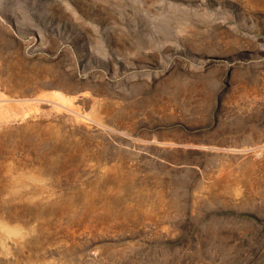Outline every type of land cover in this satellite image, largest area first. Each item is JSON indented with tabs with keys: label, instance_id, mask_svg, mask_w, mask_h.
<instances>
[{
	"label": "rangeland",
	"instance_id": "374dc122",
	"mask_svg": "<svg viewBox=\"0 0 264 264\" xmlns=\"http://www.w3.org/2000/svg\"><path fill=\"white\" fill-rule=\"evenodd\" d=\"M232 5L229 0H0V78L12 71L60 77L90 91L88 99L77 101L71 98L78 93L66 94L67 104L80 116L90 117L97 100L108 101L120 116L114 120L102 113L103 125L93 131L94 138L79 135L90 144V155L60 172L48 192L34 193L40 199L51 193L54 199L79 200L91 181L105 179L110 162L134 174L150 195L163 190L170 200L152 220L140 214L106 222L97 210V221L84 228L70 224L69 214L64 216L55 204L46 205L61 221L55 235H45L52 245L17 254L16 264H264V155L256 171L249 172L255 175L254 191L244 186L241 203L230 193L206 191L204 185L224 165L237 170L242 160L195 148L197 141L214 138V147L228 150L264 144V81L259 79L264 73V9L246 15ZM214 38L220 45L234 41L247 48L206 59L203 47ZM194 42L199 49H191ZM13 60L17 64L11 66ZM95 90L104 94L95 95ZM51 91L33 82L20 92L0 86V97L21 113ZM31 114V123L44 119L43 113ZM13 128L11 141L19 139ZM20 131L36 141L29 128ZM51 141L43 140L42 147L53 148ZM189 144L194 147H185ZM94 150L101 158L92 157ZM28 151L17 149L15 155L33 159L30 146ZM9 160L0 152V167ZM17 205L25 207L18 202L3 207ZM115 208L122 206L117 202Z\"/></svg>",
	"mask_w": 264,
	"mask_h": 264
},
{
	"label": "bare ground",
	"instance_id": "6f19581e",
	"mask_svg": "<svg viewBox=\"0 0 264 264\" xmlns=\"http://www.w3.org/2000/svg\"><path fill=\"white\" fill-rule=\"evenodd\" d=\"M229 1H232L233 4L232 7L235 6L240 7L241 10L245 11L246 15H250L251 12L250 10H252L253 13L254 12L257 13L258 12L257 9L258 10L264 9L263 0H229ZM245 13L242 12L240 15L244 16ZM73 15H75V13H73ZM210 40L212 41L213 39L211 38ZM210 40L209 41L207 40L208 42V44L206 43L207 45H204V43L201 42V44L205 46L203 47V49H205L206 52H208V55L206 53L205 54L203 53L206 59H208L209 57H219V58H224L225 56L228 57V55H230L229 53L230 49L234 50L235 52L236 50H239L241 47H246V45L245 46L241 44L239 45V43L237 42L235 43L234 41L232 42L229 41L226 42V44L224 45H220L221 41L218 42L215 39L216 42L215 40L214 42H211ZM197 45H199V43L194 42V45L192 46L190 45L192 47L191 49H195V48L199 49L200 46L197 47ZM254 46L257 45L255 44ZM188 48L190 49V47ZM262 51L263 50H260V52ZM16 61L10 62L11 66L17 64ZM243 63L245 64L250 62L246 61ZM257 63H258L257 65L260 64V62ZM263 75L264 73L261 74V77H259L260 82L264 81ZM33 82L39 83L44 88L51 89L52 91L46 94V97H48L47 99L45 98L33 99L31 103H29L26 106L27 111L25 112L20 113L19 107L14 106L11 103L12 101L10 102L7 99L2 100L0 97V152H5L6 155H8V157L11 159L9 160V162L4 163L0 167V263L5 262L7 264V262H11L12 264H16L18 262L17 254L19 253L25 254V252H31L33 251V249L36 250L38 249L37 251H39V249L41 248L45 249L48 245L51 244L49 241H52V239L48 240L45 237V235H51L55 231L58 232V230L57 229L55 230V228L59 227L60 226L59 224L61 222L59 220L60 222L58 223L57 217L52 211V208L48 209L50 205L53 206L52 203L55 204V207L57 208L58 211H62L64 213V216L65 213L67 214V216L69 214V218L71 219L69 220L70 224L71 222H76V224L79 223L78 224L79 226L80 224H82L83 225L82 228L88 226L92 222H95L96 218L93 216V214H95L97 210L101 211L104 215H106V217H104V220L105 219L107 220L106 222H109L111 219L114 220L118 219V221L120 222L126 219L134 220L138 218L140 214L144 215L146 219L152 220L156 216L158 210L162 209L163 211L164 208L169 207L170 200L166 196L163 190H156L155 192H153V195L151 194L152 197H150L151 195L149 190L148 189L145 190V187L142 186L140 182H136L134 180L135 177L134 174H132L131 172H129L130 173L129 174L128 172H126L127 170L124 171V169L122 168L123 166H121V164L111 163L112 165H110V162H108V165L106 164V167L103 170V172L105 173L104 175L105 179L103 178L98 180L97 178H95L87 186H85L84 189L82 188L83 190L81 192L77 190L79 192L78 195L80 196L79 200H74V201L71 200L70 202L66 200H61L59 198L54 199L53 197H56L54 196L56 194H52L51 197L50 195L51 193L49 194L50 196L47 195L40 199L39 198L40 196H38L39 194L34 193V191H39V190L42 191L41 189H46V191L47 190L49 191L52 188L51 186L53 184L55 185V181L57 180V176L58 174H60V172L64 170L66 171L67 167L71 164L77 165L79 163L78 162V160L80 159L79 157H81L80 160L83 159L84 161L85 158L90 155L89 153L91 152L89 150L90 144L88 145L86 141H83L82 138L79 137L80 133L87 134V136L85 135L86 137L94 138L93 131L94 132L98 131L100 129L98 127L100 125H103L102 124L103 118L101 116L102 113L107 114V116H110L114 120L115 119L117 120L120 116L116 115L118 112H115L113 107L111 108L110 105L106 104V102L108 101L101 102L99 100H97L93 105L92 108L93 110L90 117L88 115L80 116L73 109H71L69 107L70 105H68L67 103L71 102V99L76 101L88 99L90 91L83 92L81 90L85 89V87L79 88L77 86L70 85L65 81H63V79L60 77L55 78V80H49V77H47V75L42 76L40 74H33V75L31 74L30 76H27V75H22V73L20 72L12 71L8 73H4L0 78V86H4L6 88L8 87L11 91L14 92H18V91L20 92V90L24 86ZM260 84L261 83H259V85ZM95 92L98 93L95 95L104 94L102 90L100 91L95 90ZM75 93H78V95L72 97L71 99H68L66 97L67 96L66 94H75ZM111 103L109 102V104ZM31 113H36V114L43 113L44 116L43 121H39V122L36 121L31 123V121H28L30 117L33 118V114ZM29 114L31 115L28 116ZM61 122L67 127V129H70V131H66L67 130L66 127L64 128L60 127L59 123ZM16 123H19L21 126L18 125L19 128L17 127L14 129L13 127ZM11 128H13L15 130V133L19 135L18 140L11 141L10 138ZM24 128L26 129L29 128L33 132L32 138L35 137L36 140L35 142H33L30 139H26L23 136V133L20 130H24ZM43 140L44 142H46L47 140L50 141L53 140L56 143V145L51 149L42 147L41 143L43 142ZM215 141H217V139L215 138L210 140L209 139L202 141L199 140L197 141V145L195 146V148L204 151L213 150L216 153L223 154L225 156H230L231 153V155H233V157H235L236 159L242 160V163L240 167H238V169L236 168L237 170H230L228 169V167H226L227 165H224L218 177L214 181L206 182L204 185V189L212 193L216 192V193H221L223 195L224 194L228 195L230 193L234 201L241 202L245 192V188L247 186H249L250 190L254 191L253 183L255 180L254 178L255 175L253 176L251 173L249 174V172L251 170L256 171L258 158L261 155L262 156L264 155V144L263 146L254 148L252 150H228L220 147H214V144H216ZM162 145L163 147H166V146H171L172 143H163ZM220 145L222 146L223 144ZM23 146L27 148L26 155H29L28 149L29 146L31 147V149L35 153L33 154L34 155L33 159L31 157H29V159H26L27 157L24 154H23L24 156L23 159L22 158L18 159L16 157L15 152L17 151V149L24 148ZM192 146L193 145L190 144L185 145V147H192ZM9 153H11V155ZM93 155H95V157L97 158L98 157L101 158L100 153L97 151L93 152L92 157H94ZM97 158H95V161ZM226 158L223 160H226ZM13 159H15V161H13ZM113 161H115V158L113 159ZM227 163L229 162L226 161V164ZM75 173L76 175H78L79 172L77 173L76 170ZM228 184H231L229 185L230 186L228 190L229 192L226 191L227 190L226 185ZM38 186L40 188H38ZM147 192H149V194ZM8 202L23 203L25 204V207L20 205L23 208L22 209L19 208V206L17 205L18 208L14 207L12 209L10 208L5 210L3 206L8 204ZM77 202L79 203L77 204ZM117 202L120 203L122 209L119 208V210H116L117 206L115 208V204H117ZM26 205L29 206V209L24 210L26 209ZM46 205H48L49 207H47ZM78 206L80 208V210L78 208L79 211L77 210ZM166 214H168V212ZM158 216L160 217V213ZM159 219L160 218H158L157 220ZM165 219H160V220H165ZM81 226L78 228H81ZM107 226L109 227V225ZM163 229L166 231L167 227L164 226ZM97 232H100V230ZM55 234L56 233H54L53 235ZM59 242H56L55 244H58ZM28 258L29 257H27V259ZM44 264H57V263H44Z\"/></svg>",
	"mask_w": 264,
	"mask_h": 264
}]
</instances>
